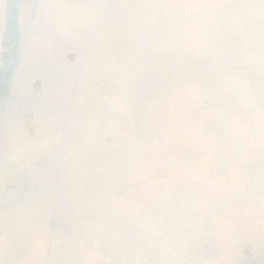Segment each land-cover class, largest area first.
Masks as SVG:
<instances>
[{"label": "rangeland", "instance_id": "rangeland-1", "mask_svg": "<svg viewBox=\"0 0 264 264\" xmlns=\"http://www.w3.org/2000/svg\"><path fill=\"white\" fill-rule=\"evenodd\" d=\"M0 264H264V0H0Z\"/></svg>", "mask_w": 264, "mask_h": 264}]
</instances>
